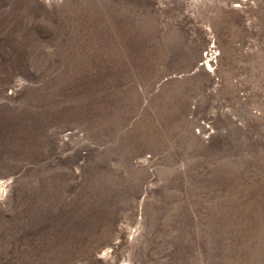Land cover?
<instances>
[{
    "label": "rangeland",
    "instance_id": "obj_1",
    "mask_svg": "<svg viewBox=\"0 0 264 264\" xmlns=\"http://www.w3.org/2000/svg\"><path fill=\"white\" fill-rule=\"evenodd\" d=\"M0 264H264V0H0Z\"/></svg>",
    "mask_w": 264,
    "mask_h": 264
}]
</instances>
